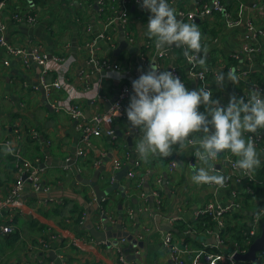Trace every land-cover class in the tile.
<instances>
[{"label": "crops", "instance_id": "obj_1", "mask_svg": "<svg viewBox=\"0 0 264 264\" xmlns=\"http://www.w3.org/2000/svg\"><path fill=\"white\" fill-rule=\"evenodd\" d=\"M9 1L20 10L33 8L38 12L39 20L34 26L25 22L14 23L5 14L7 39L17 47L27 48L35 41L42 45L49 63L58 65L48 71L47 79L53 80L62 74L68 82V90H54L52 98L62 99L77 94L84 109V118L95 111L108 109L126 80L122 79V72L138 79L141 72L149 70L151 63L167 68L177 67L188 90L198 89V79L189 74L179 52L169 48L164 56L156 52L154 39L146 35L151 15L147 9H140L135 4L128 5L126 29L132 39L127 41L132 49L121 48L114 54L113 50L119 45L118 22H113V29L109 30L114 35L113 46L107 40L96 38V35L104 30L106 21L115 18V10H119L118 1H108L109 7L106 4L104 11L95 6L98 5L96 0H44V3L32 0L33 4L28 0ZM240 1L244 5L241 23L235 27L226 25L220 14L195 16L193 19L184 17V22L196 24L201 32V44L208 49L207 82L213 84V99L218 100L222 107L228 105L231 96L237 99L245 97L246 100L248 94L246 88H239L227 80L219 88L213 78L218 72L223 71L226 75L234 68L240 82L239 73L248 69L252 80L262 83L264 87V50L253 57L251 67L247 66L241 52L245 44L253 43L252 37H246L250 36V32L245 28V19L250 14L255 21L258 42H264V4H261L263 12L253 13L255 9L251 5L260 0ZM197 2L168 0L169 5L175 8L178 19H182L181 13H192ZM236 2L223 0L234 16L237 14ZM87 26L90 31L86 30ZM92 39H95L93 50L97 57L116 62L119 69L103 72L90 62L87 43ZM4 58L0 50V142L12 136L14 128L19 129L22 137L19 147L24 157L37 160L44 169L41 177L49 185V193L52 194L49 197L55 204L45 207L41 199L44 196L34 195L28 182H25L17 199L18 207L25 211L21 214L15 212V224L10 233L0 234V264H64L65 260L68 264H173L164 245V236L178 223L190 222L205 202L211 199L227 205L236 201L239 206L230 208V211L238 216L234 217L230 212L225 214L233 222H246L264 202V192L255 196L245 195L243 187L234 180L223 188L194 184L190 179L193 174L190 159L198 145H186L185 148L173 146L172 154L168 157L150 156L147 161L141 160L135 151L141 133L139 128L130 125L126 109L113 122L115 138L111 139L105 134L94 137L91 149L84 156H79L77 148L81 136L78 121L64 112L56 111L46 99L41 85L42 66L35 62L25 65L15 56L9 57L4 65ZM98 86L103 94L100 98L95 96ZM199 111L205 112L203 105ZM258 131L264 135L262 130ZM33 132L36 133L35 138L32 137ZM195 136L198 139L202 133H193L189 138L195 139ZM257 153L260 161H264V151ZM115 160H119L121 166L114 169L112 164ZM173 162L180 165L177 167ZM136 163L139 165L136 166ZM200 164V167H207L201 161ZM220 165L219 174H227L228 165ZM124 168H127L126 173L122 172ZM129 171L134 173L133 177H129ZM120 172L122 174L118 176ZM157 177L161 178L162 185L161 206L155 201L150 202V195L146 193L151 192L152 182ZM18 178L11 158L0 145V201ZM94 183L101 189L111 185L115 187L107 193L98 210L94 209L87 218V206L95 202L91 193ZM5 216L6 211L1 208L0 220ZM175 216L179 220L170 225V219ZM90 221L100 230H115L113 237L106 240L107 244L98 243L95 239L88 241L91 235L86 225ZM119 223L120 229L117 226ZM120 231L127 232V235L121 236L127 240L118 252L109 246V242L119 239ZM173 233L181 242H189L197 247L208 245L185 235L186 231ZM188 233L211 236L205 229L203 233L196 230ZM73 238H81L82 241L70 245ZM41 240L48 246H42ZM228 242L221 246L222 251L239 245L236 239ZM213 245L209 244L208 247ZM119 255L123 256L124 262ZM183 259L185 264L192 263L191 254L184 255Z\"/></svg>", "mask_w": 264, "mask_h": 264}, {"label": "built area", "instance_id": "obj_2", "mask_svg": "<svg viewBox=\"0 0 264 264\" xmlns=\"http://www.w3.org/2000/svg\"><path fill=\"white\" fill-rule=\"evenodd\" d=\"M108 1L113 0H96L98 3V9L101 11H104L106 8V4ZM114 1H120L123 3V5L127 3H133L136 6H138L141 9V3L142 0H114ZM194 11L192 13H189L188 15L181 13V18L184 21V17L193 19L195 16H209L213 14H220L223 18V21L226 25L230 27L238 26L241 23V16L243 11V3L240 0H237L236 2V12L237 14L234 16L232 11L225 6L223 3V0H198ZM264 4V0H260L257 3H253L251 5L252 9H255V12L253 13H261L263 12V7L261 4ZM126 7L121 6L119 7V10H115L117 14L115 15V18H111L104 24V30L102 32H99L96 35V38L107 40L112 46L113 44V33L109 32V30L113 29V22H118V24L123 28V31L125 33V37L127 40L132 39L129 32L127 31V24H128V16ZM5 14L10 18L11 21H19V22H25L31 26H34L38 22V12H28L23 13L20 11V9L13 6L12 3H10L9 0H0V50L5 55V58L3 59L2 63L5 65L8 63V58L11 56L17 57L19 60L22 61L23 64L27 65L28 63L35 62L36 64L42 66L41 71V85L44 88V94L46 99L50 102L51 106L56 110L60 112H64L68 114L71 118L78 121V129L80 132V140L79 145L77 148V154L79 156H84L87 154V152L92 147V139L94 137H97L101 134H105L109 136L111 139L115 138V129L113 126V122L115 118L120 117L124 114L125 109L128 106V102L130 100V97L132 95L133 89H132V81L136 80L135 78L131 77L129 74H125L122 72L121 76L122 79H126L124 82H122L116 96L111 100L110 105L108 109L105 111H95L93 112L89 117L84 118V109L82 105L80 104L78 100V95H68L65 98L62 99H54L52 98V93L54 90L64 89L68 90V82L66 80V77L62 74H58L56 78L53 80L47 79V74L49 70H52L53 68H57L54 64L49 63V58L47 57V54L43 51L42 45L38 42H32L31 45L27 48L25 47H17L13 46L9 40L7 39V30L8 26L5 21ZM245 28L247 31L250 32V36L246 35L247 38L252 37L253 43H247L242 48V54L244 55V59L247 63V66L252 65L253 57L262 52L264 50V42H258L257 36L258 33L256 32V25L255 21L252 19L251 14L249 17H246L245 19ZM87 31H90V27L87 26ZM115 30V27H114ZM252 34V35H251ZM95 39H92L90 42L87 43V50L89 55V60L91 63L97 66V68L100 71L107 72L113 69H119V65L116 62H113L105 57H97L95 51L93 50ZM151 42H149L150 44ZM171 50H175V52H179L182 56V59L184 61V64L188 67V72L191 76L198 79V88L201 86H204L206 90H211L214 96L215 88L213 84H210L207 82V71L205 72L203 68L200 66L190 63L183 55V48H179L177 50L176 47L169 48ZM159 55V54H158ZM160 56V55H159ZM233 56H237V54H234ZM54 60L57 62L58 59L54 58ZM160 71L169 70L173 71V74L181 79V81L184 83V78L181 75V73L177 70V67L173 66L171 68L164 67L163 65L157 66ZM249 67V68H250ZM203 72L204 79H199V74ZM216 74H214L215 76ZM239 77L242 80H249L248 82L251 83L248 87H246V92H248L255 88L257 91L260 92L262 96V92L264 90V87L262 83L252 80L250 73L248 69L242 71L239 73ZM95 96L97 98L103 97V94L100 90V86L97 87L95 91ZM249 99V95L246 96L245 102H247ZM227 107V106H226ZM225 107V108H226ZM117 110L119 111V115L117 116ZM32 137H36V133H32ZM246 140L251 137L256 145L257 151H264V135L261 131H258L257 133H245ZM194 139V138H189ZM196 139V138H195ZM33 140V139H32ZM22 141L21 133L18 128H14L12 136L5 138L3 141L0 142V145H2L5 148V151L11 154L12 156L16 157L17 161L15 163V171L16 175L18 173V181L11 187L9 192L6 194L4 199L0 201V209L6 211V216L3 220H0V234H8L10 233L14 228V222H15V212L20 213L25 211L24 208L18 207L17 199L20 198L21 192L23 190L25 182H28L31 192L33 193H45L48 194L50 191L49 185H47L42 177L41 173L44 170L41 166H39L37 160H32L23 157L22 151L19 147V142ZM11 147V152L7 151V149ZM239 159V157L231 154V152L225 151L223 154L221 153L216 161H213V164L217 168V171L219 173L221 169L220 163H226L228 166V173L222 174L226 177V181L224 184V187L228 186L229 183L234 180L238 184H240L244 192L246 193H253L251 185H257L264 183V178L257 177L254 172L250 176H245L244 172L241 170H238L235 168V162ZM136 166L139 164L136 163ZM190 165L192 167H195L197 169L200 168V161L197 159V157L194 155L190 159ZM121 166V162L119 160H115L112 164V167L115 169L117 167ZM129 177H133L134 173L132 171L128 172ZM210 186V185H207ZM213 188H218L215 185H211ZM223 188V187H222ZM91 193L93 195V198L95 197L93 189L91 190ZM147 195V194H146ZM149 195L152 197V201H155L157 205L162 204L163 198H162V185H161V178L157 177L152 182V190L149 192ZM148 198V196H147ZM42 199V203L45 204V207H48L53 201V199L49 196H44ZM239 204L236 201H233L230 204L222 205L218 202H215L213 200H208L205 202V205L198 209V211L195 214V217L188 222L187 226H189L186 229V232L193 231L191 226L194 225L195 221L199 218L200 215L208 214L213 219L216 220V227L215 229L212 228H205V231L211 234L208 235H215L216 239L218 240V244H221L223 246V239L221 235L218 233L219 230L222 227L225 226V220H231L230 218L225 217L226 212H230V208L237 207ZM17 210V211H16ZM101 214V213H100ZM83 215H85V212L83 211ZM264 217V202L259 206L257 210H255L252 214V216L245 222V221H237L233 222L234 229H239L241 231V234L243 236V241L249 246V244L259 235L261 230V224H262V218ZM177 220H179V217L175 216L170 219V225L172 223H175ZM247 225L248 228H244L243 225ZM175 228V227H174ZM172 228L170 231L166 233V235L163 238L165 247L169 250L170 259L173 262V264H185L184 262V255L191 254L192 255V263L191 264H239L234 259V254L238 252H244L247 248H243L240 245H236V247L224 250L218 249L221 247L218 244H214L212 247H208V245L205 246H194L193 244L189 242H181L179 241L176 236H174L173 231L175 229ZM173 230V231H172ZM253 240L251 237H253ZM81 238H73L72 241L69 243L70 245L77 244L78 242L82 241ZM94 238L90 236L88 238V241H93ZM126 237H119V239H116L114 241L109 242V246L116 249L118 252L120 251V248L124 242H126ZM42 246L47 247L48 244L44 242V240H41ZM98 243H101L98 241ZM105 244V243H104ZM217 247V248H216ZM217 249V250H213ZM119 259L124 262L123 256L119 255ZM64 264H68V262L65 260ZM250 264H264V250L258 252L256 261L251 262Z\"/></svg>", "mask_w": 264, "mask_h": 264}, {"label": "clouds", "instance_id": "obj_3", "mask_svg": "<svg viewBox=\"0 0 264 264\" xmlns=\"http://www.w3.org/2000/svg\"><path fill=\"white\" fill-rule=\"evenodd\" d=\"M140 6L151 13L146 35L154 39L155 50L160 56L172 46L181 47L190 63L208 71V49L201 44L202 36L196 24L178 19L168 0H142ZM198 77L203 80V72ZM213 78L219 88L226 80L234 84L239 82L234 68L226 75L223 71L218 72ZM132 89L126 115L130 125L140 130L135 151L141 160L147 161L150 156L168 157L173 146L198 145L195 156L207 167H192L190 179L197 185L218 188L224 187L226 177L218 173L212 162L221 153L228 151L239 157L235 168L243 171L245 176H250L259 167L255 142L251 137L247 140L244 137L245 133L255 134L264 129V98L255 88L248 92L247 102L242 97L231 96L225 108L213 99L211 90L201 86L189 91L173 71H160L151 63L147 72H141L139 78L132 81ZM201 105L205 112L199 111ZM193 133H202V136L190 140ZM11 150V147L7 149Z\"/></svg>", "mask_w": 264, "mask_h": 264}, {"label": "water", "instance_id": "obj_4", "mask_svg": "<svg viewBox=\"0 0 264 264\" xmlns=\"http://www.w3.org/2000/svg\"><path fill=\"white\" fill-rule=\"evenodd\" d=\"M30 4H33L32 0H28ZM97 7V5H95ZM121 48H127V49H132L130 43H128L126 37H125V33L123 31V28L121 26H119V45L117 48H115V50H113L114 54H117ZM100 169H103L100 168ZM126 173L127 168L123 169V173ZM122 172L118 173V176L122 174ZM115 187V185H111L105 189H101L99 187L98 184L94 183L93 184V191L95 194V202L89 206H87L86 212H87V218L93 213L94 209L98 210V206H100L104 200L105 197L107 195V193H109L111 191V189ZM147 194H149V192H146ZM34 195H38V196H52V194L48 193L45 194L43 192L41 193H35ZM149 201H152V197L151 195L149 196ZM85 212V213H86ZM118 229L121 228V224H117ZM87 230H89L90 235L97 241L99 242H105L106 244L108 243V241H106L108 238H112L113 237V232H115V230H100L98 227H96L91 221L87 223L86 225ZM122 235H127V232H119L118 236H122ZM185 235H190L192 237H194V239L197 240H201L204 244H218V240L216 239L215 235H211L209 237L206 236H199L196 234H189L188 232ZM220 246H222L221 244H218ZM264 250V223L261 224V230L259 235L249 244L248 248L244 251V252H238L234 254V259L236 261H251V262H255L256 261V257L258 252Z\"/></svg>", "mask_w": 264, "mask_h": 264}, {"label": "trees", "instance_id": "obj_5", "mask_svg": "<svg viewBox=\"0 0 264 264\" xmlns=\"http://www.w3.org/2000/svg\"><path fill=\"white\" fill-rule=\"evenodd\" d=\"M41 1H43V3H44V0H41ZM118 3H119V7H121V6L127 7V10H128V5L129 4H133V3H127V4L123 5V3H121L120 1H118ZM107 7H109L108 4H107ZM20 11H22L23 13H28V12H33L35 10L30 7V8L22 9ZM38 20H39V16H38ZM13 22L14 23H16V22L18 23L19 21H13ZM248 81L249 80H241L240 82H238V84H235V85L238 86L239 88L243 87V89H244V88L248 87L251 84ZM244 100H245V97H244ZM261 130L264 132V129H261ZM197 136H198V134H197ZM195 138H196V136H195ZM7 154L12 160L13 169H16V167H15V163L17 161L16 157L12 156L8 152H7ZM21 155L24 157L23 153ZM255 174H256L257 177L264 178V161H260L259 167H257L255 169ZM251 187H252L253 193L244 192L245 195H252V196L254 195L255 196L258 193H263L264 192V183L257 184V185H251ZM53 204H55V203L52 202L51 205H53ZM231 214H232V211H231ZM232 215L234 217L238 216L236 212H234ZM263 221H264V218H263V220L261 222L263 223ZM187 224L188 223H185V222H182L180 224L178 223L176 225V227H175V234L176 233H180V232H185L186 229L189 227V226H187ZM232 224H233V221H230V220L226 221L225 220V226L221 228L223 230H219L218 231V233L221 235V237L223 239V242H222L223 245H227L229 243L228 241L230 239H236L238 241L239 245L246 249L248 245L246 243V240H245V243H244L241 231L239 229H237V228L234 229ZM191 227H192V229L196 230L197 233H203L205 228H212V229L217 228L216 227V220L213 219L208 214L200 215L199 218L195 221L194 225L191 226ZM243 227L245 229L248 228L246 224L243 225ZM254 237L255 236L251 237V239L253 240ZM220 248H222V247H219L218 249H220ZM213 250H217V249H213ZM237 263H239V264H250V261H238Z\"/></svg>", "mask_w": 264, "mask_h": 264}]
</instances>
